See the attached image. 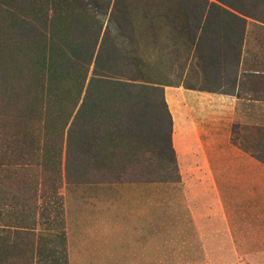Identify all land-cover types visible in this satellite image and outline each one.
<instances>
[{
	"label": "trees",
	"instance_id": "1",
	"mask_svg": "<svg viewBox=\"0 0 264 264\" xmlns=\"http://www.w3.org/2000/svg\"><path fill=\"white\" fill-rule=\"evenodd\" d=\"M247 20L264 24V0H0V127L12 130L7 156L18 158L8 165L20 169L28 156L51 182V203L62 178L177 181L163 97L175 76L144 70L193 59L198 89L232 95ZM242 148L264 165V129ZM43 185L40 177L34 191L42 203ZM42 203L35 219L17 212L0 228V241L21 239L22 264H37Z\"/></svg>",
	"mask_w": 264,
	"mask_h": 264
},
{
	"label": "crops",
	"instance_id": "2",
	"mask_svg": "<svg viewBox=\"0 0 264 264\" xmlns=\"http://www.w3.org/2000/svg\"><path fill=\"white\" fill-rule=\"evenodd\" d=\"M245 40L232 95L198 89L193 59L165 66L177 181L62 183L64 264H264V165L242 148L264 129V39Z\"/></svg>",
	"mask_w": 264,
	"mask_h": 264
},
{
	"label": "rangeland",
	"instance_id": "3",
	"mask_svg": "<svg viewBox=\"0 0 264 264\" xmlns=\"http://www.w3.org/2000/svg\"><path fill=\"white\" fill-rule=\"evenodd\" d=\"M134 24L136 27H134L135 36L132 48L136 46V41H139L140 36V28L137 27V21L134 20ZM245 36V52L252 54L253 52H256L257 47V45L253 43V39H264V26L247 21L245 25ZM169 62L172 63V61ZM170 63L160 62L155 68L144 71L146 72V75H158L157 78H162L163 76H166L165 66L171 65ZM172 77L173 76H169L167 78L173 79ZM173 80L175 82L177 77ZM252 81L254 82V85L258 82L264 84V81L262 80L259 81L252 79ZM11 132L12 130L7 127L5 129L0 127V228L1 226L7 227L12 225L11 222L13 220H11V216L15 219L18 218L17 212L19 215L23 213H25L24 215L29 214L27 216L28 219L31 217L34 218L33 215L35 214H33V212H35V207L40 205V202L42 203V201L36 200V194H34V191L38 189L37 180L41 177L44 183L42 190L45 196V200L42 204L45 209H48V212L45 223L39 222L34 225V230L37 234L39 244V249H37L38 253L36 255L37 264H64L61 236L60 199L57 202L51 203V198H47L52 191L51 182L47 180L46 176L42 174L40 169L33 165V162L30 163V158L28 156H26V158L24 156L26 165L20 167V169H17V166L8 165L9 161L11 163V160H18L16 152L13 153L14 157L11 155L7 156L9 153L6 149L9 145H11V137L9 136ZM11 168L18 170L13 181L8 178V172ZM62 183L63 178L60 184L62 185ZM59 193L60 188L58 190V194ZM13 197L16 206L12 204L10 205L11 198ZM28 209L30 212H28ZM13 222L15 223V221ZM8 228L10 229V227ZM5 232H0V235H4ZM7 236L9 237L7 240L0 241V264H22L23 261L18 258L21 239L16 238L15 234L8 233ZM245 263L250 264L253 263V261L249 259L246 260Z\"/></svg>",
	"mask_w": 264,
	"mask_h": 264
}]
</instances>
